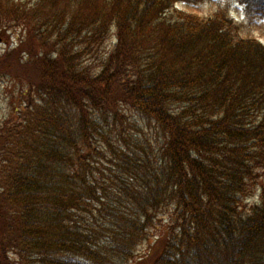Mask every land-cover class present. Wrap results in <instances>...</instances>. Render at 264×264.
<instances>
[{"label":"trees","instance_id":"16d2710c","mask_svg":"<svg viewBox=\"0 0 264 264\" xmlns=\"http://www.w3.org/2000/svg\"><path fill=\"white\" fill-rule=\"evenodd\" d=\"M201 1L0 0V264H264V0Z\"/></svg>","mask_w":264,"mask_h":264},{"label":"rangeland","instance_id":"374dc122","mask_svg":"<svg viewBox=\"0 0 264 264\" xmlns=\"http://www.w3.org/2000/svg\"><path fill=\"white\" fill-rule=\"evenodd\" d=\"M28 1V0H22ZM180 10H186L188 12H193L201 17L210 16L220 9L227 11L230 17L234 20L241 22L243 20V9L236 4H233L232 0H202L197 5L184 6L178 4L177 6ZM250 27H247L251 35L256 37L264 45V21H252L248 22ZM19 37V31L12 30L7 33L0 34V52L7 48L8 46H13L16 44L17 38ZM3 97V95H0ZM1 101V100H0ZM5 109V106H4ZM4 112L3 108H0V115ZM166 219L168 217L166 216ZM143 252V253H142ZM142 255L145 254V249L141 251Z\"/></svg>","mask_w":264,"mask_h":264}]
</instances>
